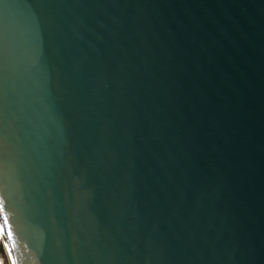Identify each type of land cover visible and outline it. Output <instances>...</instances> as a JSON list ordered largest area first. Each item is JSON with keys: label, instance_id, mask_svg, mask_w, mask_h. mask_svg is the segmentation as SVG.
<instances>
[{"label": "water", "instance_id": "1", "mask_svg": "<svg viewBox=\"0 0 264 264\" xmlns=\"http://www.w3.org/2000/svg\"><path fill=\"white\" fill-rule=\"evenodd\" d=\"M0 199L18 264H264V0H3Z\"/></svg>", "mask_w": 264, "mask_h": 264}, {"label": "snow or ice", "instance_id": "2", "mask_svg": "<svg viewBox=\"0 0 264 264\" xmlns=\"http://www.w3.org/2000/svg\"><path fill=\"white\" fill-rule=\"evenodd\" d=\"M3 0H0V3H2ZM7 228V239L12 240L13 239V232L11 230V225L9 223L8 216L6 214V206L2 199H0V237L5 236V230ZM5 248L7 249L8 254V260L9 264H18L16 258L12 256V249L8 248L7 245H5ZM0 264H4L3 260L0 259Z\"/></svg>", "mask_w": 264, "mask_h": 264}, {"label": "rangeland", "instance_id": "3", "mask_svg": "<svg viewBox=\"0 0 264 264\" xmlns=\"http://www.w3.org/2000/svg\"><path fill=\"white\" fill-rule=\"evenodd\" d=\"M0 245L3 247V251H4V259H2V260H3L4 264H9L7 249L5 248L6 244L2 241V243H0Z\"/></svg>", "mask_w": 264, "mask_h": 264}, {"label": "trees", "instance_id": "4", "mask_svg": "<svg viewBox=\"0 0 264 264\" xmlns=\"http://www.w3.org/2000/svg\"><path fill=\"white\" fill-rule=\"evenodd\" d=\"M0 259H4V251L1 245H0Z\"/></svg>", "mask_w": 264, "mask_h": 264}]
</instances>
